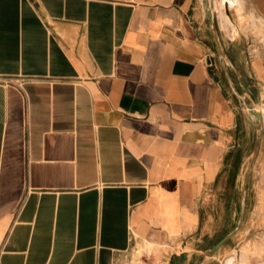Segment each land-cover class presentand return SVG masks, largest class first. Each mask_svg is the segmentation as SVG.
<instances>
[{
  "label": "crops",
  "instance_id": "0c3cea01",
  "mask_svg": "<svg viewBox=\"0 0 264 264\" xmlns=\"http://www.w3.org/2000/svg\"><path fill=\"white\" fill-rule=\"evenodd\" d=\"M212 5L0 0V264H214L264 229L235 94L264 108V0Z\"/></svg>",
  "mask_w": 264,
  "mask_h": 264
},
{
  "label": "rangeland",
  "instance_id": "374dc122",
  "mask_svg": "<svg viewBox=\"0 0 264 264\" xmlns=\"http://www.w3.org/2000/svg\"><path fill=\"white\" fill-rule=\"evenodd\" d=\"M226 1L227 0H224V4ZM230 3L234 4L232 0H230ZM254 24L252 22L255 34L258 35L257 38H260L263 35L262 26L260 23ZM250 107L254 109L256 108L255 110L261 114L264 120V108H262L260 105H254ZM247 111H249L248 108ZM227 220L228 217L222 218L220 222L221 224H226L228 223ZM234 224L235 222L233 221L231 227L234 226ZM231 238L234 240L235 236L233 235ZM180 249L181 247L178 245L176 251H179ZM150 252V249H146L143 246L136 244L128 249L124 256H126L127 264H144L142 261L143 256H154V254L150 255ZM215 256L219 257H216L217 259L215 260L214 264H264V229L257 228L249 231L247 238H242L238 246H232V241H229L225 251L221 252L220 254H216ZM157 264L162 263L159 262Z\"/></svg>",
  "mask_w": 264,
  "mask_h": 264
},
{
  "label": "water",
  "instance_id": "95a60500",
  "mask_svg": "<svg viewBox=\"0 0 264 264\" xmlns=\"http://www.w3.org/2000/svg\"><path fill=\"white\" fill-rule=\"evenodd\" d=\"M210 12H211V9H210ZM236 96L239 98L241 104H245L246 107L249 109V112L251 114H253L254 116L258 117V118H262L261 114L256 111L254 108L250 107L247 102L245 101V99L240 95L238 94L237 92H235ZM237 232V228L233 229V231L227 235H225L224 237H222L212 248V251H215L217 249H219L225 242L226 240H228L230 237H232L235 233ZM186 256H184L185 258Z\"/></svg>",
  "mask_w": 264,
  "mask_h": 264
},
{
  "label": "bare ground",
  "instance_id": "6f19581e",
  "mask_svg": "<svg viewBox=\"0 0 264 264\" xmlns=\"http://www.w3.org/2000/svg\"><path fill=\"white\" fill-rule=\"evenodd\" d=\"M234 1L235 0H232V2H234ZM236 2H238V1H236ZM212 3H213V5H212V11L214 10L216 13L217 12H221V8H223V6H224V0H212ZM223 21H225V19H223ZM221 22H222V20H221ZM226 22H228L227 19H226Z\"/></svg>",
  "mask_w": 264,
  "mask_h": 264
}]
</instances>
